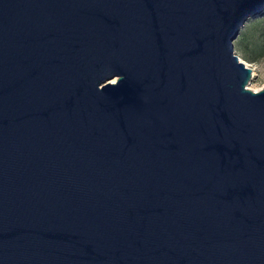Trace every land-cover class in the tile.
Returning <instances> with one entry per match:
<instances>
[{
  "label": "water",
  "instance_id": "water-1",
  "mask_svg": "<svg viewBox=\"0 0 264 264\" xmlns=\"http://www.w3.org/2000/svg\"><path fill=\"white\" fill-rule=\"evenodd\" d=\"M264 0H0V264H264Z\"/></svg>",
  "mask_w": 264,
  "mask_h": 264
},
{
  "label": "trees",
  "instance_id": "trees-1",
  "mask_svg": "<svg viewBox=\"0 0 264 264\" xmlns=\"http://www.w3.org/2000/svg\"><path fill=\"white\" fill-rule=\"evenodd\" d=\"M234 51L242 59L250 61L264 55V16L245 24L234 41Z\"/></svg>",
  "mask_w": 264,
  "mask_h": 264
},
{
  "label": "rangeland",
  "instance_id": "rangeland-1",
  "mask_svg": "<svg viewBox=\"0 0 264 264\" xmlns=\"http://www.w3.org/2000/svg\"><path fill=\"white\" fill-rule=\"evenodd\" d=\"M238 57L252 70V80L249 82L248 88L254 91L261 89L264 85V55L255 61L244 60L240 55Z\"/></svg>",
  "mask_w": 264,
  "mask_h": 264
}]
</instances>
